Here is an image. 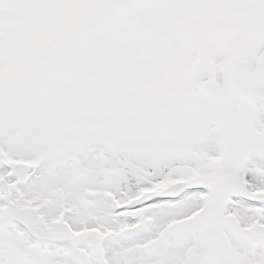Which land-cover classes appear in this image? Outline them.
Listing matches in <instances>:
<instances>
[{
	"label": "snow or ice",
	"instance_id": "1",
	"mask_svg": "<svg viewBox=\"0 0 264 264\" xmlns=\"http://www.w3.org/2000/svg\"><path fill=\"white\" fill-rule=\"evenodd\" d=\"M0 264H264V0H0Z\"/></svg>",
	"mask_w": 264,
	"mask_h": 264
}]
</instances>
